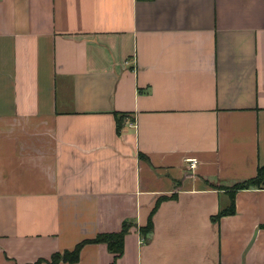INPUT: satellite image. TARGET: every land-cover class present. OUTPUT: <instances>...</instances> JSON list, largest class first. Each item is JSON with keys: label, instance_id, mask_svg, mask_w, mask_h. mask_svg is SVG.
<instances>
[{"label": "crops", "instance_id": "crops-1", "mask_svg": "<svg viewBox=\"0 0 264 264\" xmlns=\"http://www.w3.org/2000/svg\"><path fill=\"white\" fill-rule=\"evenodd\" d=\"M260 168L264 0H0V264H264Z\"/></svg>", "mask_w": 264, "mask_h": 264}, {"label": "trees", "instance_id": "trees-1", "mask_svg": "<svg viewBox=\"0 0 264 264\" xmlns=\"http://www.w3.org/2000/svg\"><path fill=\"white\" fill-rule=\"evenodd\" d=\"M116 117V130L117 133L120 132L122 121L124 116L114 114ZM264 181V168H260L257 172L255 178L239 183L233 187V190L239 189H248L252 187H260L262 182ZM161 202V200L157 201V205ZM234 201L233 196H231V204L227 210L219 212L218 215L214 218L218 220L220 217L225 215H232L234 214ZM133 226L132 223L123 222L121 225V229L118 233H109V234H98L92 240H84L77 244L72 251H65L64 253H55L51 256V259L47 264H59V263H68V264H75L79 260V254L82 247L86 244H105L108 251L113 254L114 261L115 259L119 258L123 253V243L124 237L127 234L128 230ZM152 229L151 223V215L148 218V222L145 227L139 228V234L145 240L146 236L150 233ZM41 261H38L36 264H40Z\"/></svg>", "mask_w": 264, "mask_h": 264}, {"label": "built area", "instance_id": "built-area-1", "mask_svg": "<svg viewBox=\"0 0 264 264\" xmlns=\"http://www.w3.org/2000/svg\"><path fill=\"white\" fill-rule=\"evenodd\" d=\"M186 163L188 164V169H189L190 171H194V170H195V168H196V166H197V162H196V160H194V159H192V160H188Z\"/></svg>", "mask_w": 264, "mask_h": 264}]
</instances>
